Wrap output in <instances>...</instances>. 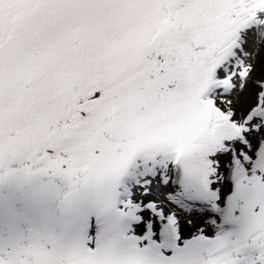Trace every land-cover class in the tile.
Wrapping results in <instances>:
<instances>
[{
  "label": "snow or ice",
  "instance_id": "1",
  "mask_svg": "<svg viewBox=\"0 0 264 264\" xmlns=\"http://www.w3.org/2000/svg\"><path fill=\"white\" fill-rule=\"evenodd\" d=\"M60 176L106 234L0 264H264V0H0V180Z\"/></svg>",
  "mask_w": 264,
  "mask_h": 264
},
{
  "label": "bare ground",
  "instance_id": "2",
  "mask_svg": "<svg viewBox=\"0 0 264 264\" xmlns=\"http://www.w3.org/2000/svg\"><path fill=\"white\" fill-rule=\"evenodd\" d=\"M50 173H10L0 180V244L42 232L63 241L106 234L104 214L89 194L71 192ZM74 187V186H73ZM66 192V205L58 210Z\"/></svg>",
  "mask_w": 264,
  "mask_h": 264
}]
</instances>
